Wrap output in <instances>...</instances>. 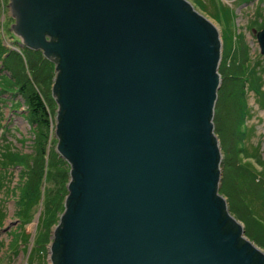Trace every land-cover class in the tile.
I'll return each mask as SVG.
<instances>
[{
  "label": "water",
  "instance_id": "water-1",
  "mask_svg": "<svg viewBox=\"0 0 264 264\" xmlns=\"http://www.w3.org/2000/svg\"><path fill=\"white\" fill-rule=\"evenodd\" d=\"M7 5L18 44L55 64L70 178L50 264H264L218 191L213 23L187 0Z\"/></svg>",
  "mask_w": 264,
  "mask_h": 264
},
{
  "label": "rangeland",
  "instance_id": "rangeland-1",
  "mask_svg": "<svg viewBox=\"0 0 264 264\" xmlns=\"http://www.w3.org/2000/svg\"><path fill=\"white\" fill-rule=\"evenodd\" d=\"M8 1L0 0V44L12 49L13 52H18L21 46L18 44V37L11 30L14 19L7 5ZM187 1L217 28L220 41V61L217 67L219 75L221 76L220 68L224 62L225 68L238 76L237 84H231L230 93H226L225 87L221 92L220 96L223 101L218 104V114H221V117L217 122L222 128L224 120L229 118L227 115L231 112L229 110L231 107L232 110H235L233 112L234 120H242V125L246 129L249 128L250 131L244 133V140L243 136L239 134L241 140L237 141L238 137L236 141L232 142L230 154L233 156V152H235L239 165L245 166L251 177L253 176L263 183L264 53L259 50L256 32L264 27V0H215L218 9L214 7L212 0ZM3 49H0V62L5 53H1ZM14 56L13 53L7 56L6 60L9 62ZM233 59L235 62L241 60L239 63L242 65H234ZM15 67L19 77L28 73V68L23 63L17 62ZM53 71L55 72L54 68ZM15 83L14 78L8 72L0 71V264H50L49 250L53 239V230L62 210L55 213L57 220L49 227V241L42 252L33 249V241L46 235L45 228H38L40 227L38 219L43 210L53 209L54 202H51L50 199L55 193L67 194L65 187H67L70 177L69 175L62 177L56 168L49 167L46 181L39 185L42 197L36 204L26 207V202L21 198L22 186L27 182L29 176L33 175L30 167L35 137L23 116L24 105L21 103L20 96L12 94ZM233 87L234 90L231 93ZM253 88H258V91ZM56 111L57 106L53 116L54 124ZM213 124V127L216 128V123ZM243 126L241 129L244 128ZM52 130L51 141L46 146L51 152H56L57 140L55 139V130ZM213 131L218 140L222 157L220 135L214 128ZM236 135L238 132L234 137ZM65 195L60 200L61 203ZM223 197L228 208L226 196L223 195ZM54 201H56L55 197ZM236 205L240 206L239 202ZM234 217L244 226L239 218ZM257 246L259 247V245Z\"/></svg>",
  "mask_w": 264,
  "mask_h": 264
},
{
  "label": "trees",
  "instance_id": "trees-1",
  "mask_svg": "<svg viewBox=\"0 0 264 264\" xmlns=\"http://www.w3.org/2000/svg\"><path fill=\"white\" fill-rule=\"evenodd\" d=\"M211 2L218 9L215 0ZM1 48H4L1 50V53L5 52V55H3L4 57L1 60L0 71L4 69L14 78L16 83L14 84V92L12 94L20 96L21 103L24 105L22 110L24 113L23 116L29 123L31 133L35 137L32 145L34 148L32 149L33 159L30 167L33 175L29 176L27 182L23 184V192L21 195L22 200L26 202V207L28 208L39 202V198L42 197V191L39 185L46 181L50 170L49 167L56 168L59 171L58 174L60 173L62 177L69 175L70 165H68L69 163H67L66 159L56 152L51 154V150L46 146L51 141L52 129L55 127L53 116L57 101L52 95V86L55 82V72L53 71L55 64L40 49L22 46L18 52H13L12 49L0 44ZM243 52L245 53V50ZM13 53L15 56L8 62L6 60L7 56ZM17 62L23 63L28 68V73L23 77H19L18 75L15 67ZM233 62L234 65H242V63H239L241 60L235 62V59H233ZM225 69L223 62L220 68V84L217 89V97L214 105V107H217L213 110L212 118L213 123H216V128H213L220 135L219 142L223 151L220 159L221 175L218 191L220 190L219 193L225 195L226 199L228 198L227 204L229 206V212L236 217L238 216L237 218L244 223L243 229L247 232L244 234L254 243L264 248V182L262 183L253 176L251 177L250 172L246 170L245 166L239 165L240 163L236 158L235 152L232 151L233 156L230 154L232 142L236 141L239 134L243 136L244 140V133H248L250 130L242 125V120H234L235 115L233 112L235 110H232L231 107L229 109L231 112L227 115L229 118L224 120L222 128L218 124L221 117V114H218V104L220 101H223L220 96L221 92L225 87L226 93H230L231 84H237L236 78H238L234 72ZM253 89L258 91V88ZM233 90L234 87L231 93ZM242 126L244 127L243 129H241ZM236 132H238V135L234 137ZM239 138L237 141L241 140V137ZM55 139L57 140V137ZM65 190L67 192V187H65ZM63 195H65L63 192L55 193L50 199L51 202H54L53 209L50 210L47 208V210H43L40 213L38 219L39 228H45L46 235L43 238H38V240L33 241L35 245L33 249L42 252L46 243L49 241V227L57 220L55 213L61 210L63 211L64 209V200L62 203L60 202ZM54 197L56 201H54ZM237 202H239L240 206L236 205ZM229 204L232 205L230 206Z\"/></svg>",
  "mask_w": 264,
  "mask_h": 264
},
{
  "label": "bare ground",
  "instance_id": "bare-ground-1",
  "mask_svg": "<svg viewBox=\"0 0 264 264\" xmlns=\"http://www.w3.org/2000/svg\"><path fill=\"white\" fill-rule=\"evenodd\" d=\"M244 1H245V0H244ZM254 4H255V3H254ZM247 5H248V4H247ZM213 122H214V121H213ZM3 135H4V134H3ZM53 152H54V151H53ZM53 152H52V154H54ZM57 154H58V153H57ZM54 157H55V156H54ZM59 159H61V158H59ZM65 162H66V161H65ZM67 163H68V162H67ZM68 165H69V164H68ZM220 170H221V169H220ZM219 192H220V190H219ZM227 199H228V198H227ZM232 201H233V200H232ZM229 203H230V202H229ZM233 204H234V203H233ZM229 205H230V204H229ZM231 205H232V204H231ZM231 205H230V206H231ZM235 213H236V212H235ZM237 217H238V216H237ZM58 218H59V217H58ZM40 220H41V219H40ZM245 225H246V224H245ZM246 226H247V225H246ZM38 228H39V227H38ZM245 228H246V227H245ZM244 233H247V232L244 231ZM247 235H248V234H247ZM250 237H251V236H250ZM37 240H38V239H37ZM22 241H23V240H22ZM34 246H35V245H34ZM14 253H15V252H14ZM15 254H16V253H15ZM32 255H33V254H32ZM1 258H2V257H1ZM30 258H31V257H30ZM29 260H30V259H29ZM29 260H28V261H29Z\"/></svg>",
  "mask_w": 264,
  "mask_h": 264
},
{
  "label": "flooded vegetation",
  "instance_id": "flooded-vegetation-1",
  "mask_svg": "<svg viewBox=\"0 0 264 264\" xmlns=\"http://www.w3.org/2000/svg\"><path fill=\"white\" fill-rule=\"evenodd\" d=\"M19 46H21V45H19ZM22 47V46H21ZM5 55V54H4ZM4 57V56H3ZM48 58V57H47ZM51 60V59H50ZM0 64H1V62H0ZM4 70V69H3ZM5 72H7L6 70H5ZM252 241V240H251ZM260 247V246H259ZM260 249H261V251L263 252V254H264V248L263 247H260Z\"/></svg>",
  "mask_w": 264,
  "mask_h": 264
}]
</instances>
